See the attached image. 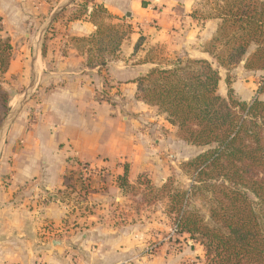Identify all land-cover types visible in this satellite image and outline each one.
<instances>
[{
    "label": "crops",
    "instance_id": "0c3cea01",
    "mask_svg": "<svg viewBox=\"0 0 264 264\" xmlns=\"http://www.w3.org/2000/svg\"><path fill=\"white\" fill-rule=\"evenodd\" d=\"M84 1L88 11L82 13ZM199 1L0 0L1 34L9 36L14 47L5 75L19 76L26 83L25 60H42L46 81L37 104L39 121L27 128L28 112L23 111L9 131L6 151L12 157L11 183L1 197L6 195L11 200L23 186L47 194L42 195L44 198L39 195L37 203L32 201L24 216H4L7 207L5 211L0 209L1 234L14 236L17 244H24L11 253L1 246L0 264H37L39 258L44 262L38 264H122L126 259L128 242L133 238L128 232L100 225L95 214L69 215L57 198L66 189L67 173L78 163L87 162L96 170L89 182L90 203L107 200L113 191H120L117 177L124 172L122 161L130 162L131 171L150 167L146 159L149 155L129 152L135 147L129 132L139 121L152 120V116L168 121L156 107L136 97L135 79L155 65L151 60H173L179 55L151 57L158 44L185 50L184 54L193 58L210 59L204 50L219 20L195 12ZM95 4L103 5L115 21L132 26L116 57L102 71L86 67L87 53L74 40L96 30L89 15ZM141 37L143 41L136 49ZM44 42L46 56L42 54ZM104 82L109 101L97 97ZM102 165L112 167L115 174L108 178L100 173L102 168L98 167ZM41 235L45 236L40 237L43 243L36 246ZM47 236L51 243H46ZM71 254L78 255L76 261Z\"/></svg>",
    "mask_w": 264,
    "mask_h": 264
},
{
    "label": "trees",
    "instance_id": "16d2710c",
    "mask_svg": "<svg viewBox=\"0 0 264 264\" xmlns=\"http://www.w3.org/2000/svg\"><path fill=\"white\" fill-rule=\"evenodd\" d=\"M217 4L218 15H205L219 20L204 50L210 59L186 55L151 60L155 65L135 79L139 100L156 107L185 141L207 147L182 163L190 183L182 187L170 176L158 187L145 174L133 183L127 165L117 183L124 192H138L145 185V196L166 199L179 231L203 246L204 264H264V99L240 98L230 74L227 95L219 91V68L230 71L243 63L248 71H264V0H218ZM81 7L82 13L88 11L87 1ZM89 15L96 30L74 40L87 53L86 67L102 71L116 57L132 26L113 22L115 17L101 4H95ZM1 21L0 16L2 76L9 70L14 47L11 38L1 34ZM142 41L141 37L136 49ZM46 53L44 42L43 56ZM259 92H264V76ZM10 101V92L0 83V128ZM70 173L65 180L76 177ZM80 184V191L86 193L88 184ZM196 199L205 204L207 213L195 204Z\"/></svg>",
    "mask_w": 264,
    "mask_h": 264
},
{
    "label": "rangeland",
    "instance_id": "374dc122",
    "mask_svg": "<svg viewBox=\"0 0 264 264\" xmlns=\"http://www.w3.org/2000/svg\"><path fill=\"white\" fill-rule=\"evenodd\" d=\"M217 1L200 0L196 4L197 9L195 12H199L204 16L212 12L218 15ZM112 21L117 22L115 20ZM206 46H208V43ZM185 52V50L176 51V49H168L167 44H158L154 47L150 56L157 58L161 56L175 58L179 54L178 56L185 57ZM210 61L214 62V60ZM47 64L50 66L51 62L47 61ZM25 66L26 83H23L19 79V76L13 75L9 77L5 74L0 75V83L11 94V109L2 122L1 128L6 120L9 123L3 131L0 140V209L5 211L7 207L4 216L8 217L24 216L28 208L32 206V201H36L37 203V199L40 198L39 195L47 197L46 193H41L39 190H26L24 188L25 186L16 190L11 200H8V196L6 195L5 198L1 197V194L7 191L6 189L11 183L12 157L10 158L6 151L7 144L9 143V131L12 124L23 111L28 112L27 128H32L33 124L39 121L37 104L41 98L42 86L46 84V81L43 79L44 76L42 75L44 70V62L42 60L40 62L37 60H25ZM219 71L222 78L219 91L222 95H227L228 86L226 77L230 74L233 79L235 92L240 98L244 100H251L254 97L264 99V92H259L264 71H248L244 68L243 63L234 66L230 71L224 68H219ZM98 90V99L109 101L110 93L106 83ZM152 118V120L149 118L139 121L136 127H131L132 131L128 135L129 140L135 141V147L131 148V150L129 149V152L131 151L130 153L132 155L135 152L140 155H149L150 157L148 156L149 158L146 159L150 167L146 171H141L139 170L140 168L131 171L130 162L124 160L121 163L123 171L125 165H127L129 174L132 176L131 182L133 183L140 174H145L154 185L160 187L170 176H174L177 183L185 187L190 183V179L183 173L181 168L182 163L195 157L207 147L204 148L190 144L179 135L177 127L160 120V118H155V116H152ZM98 168H102L106 176L108 175V178L115 174L110 166L102 165ZM71 171L75 172L74 170H70L67 176L71 175ZM100 173L103 174V172ZM91 177L86 183L88 184L86 193L85 191H80L81 184L76 180L78 177L65 180V184H69L73 188L65 189V194L60 192V197L57 199H60L65 205L69 215L79 217L95 214L100 225L104 224L111 228L128 232L133 238L131 240L132 242H128L129 246L126 251V259L122 264H204L205 251L203 246L191 239L189 234H184L179 231L173 217L174 215L168 212L166 199L154 198L153 195L145 196L146 186L143 185L141 186L142 190L138 192L132 190L124 192L120 188V191H113L107 200H95L98 203L96 205V203H90L87 198ZM97 177L99 179V175ZM195 204L203 212L207 213V207L201 200L196 199ZM73 218L71 220L72 223H74ZM0 230H2L1 227ZM3 232L5 233V231ZM60 235L65 234L60 233ZM40 237L44 238L45 236H37L36 246L42 245L43 243ZM58 237L57 235L55 236V238ZM46 238V243H51L48 236ZM50 238H53V235ZM1 246L6 248L5 250L8 253H11L17 247L23 248L24 244H17L14 236L1 234L0 232ZM38 256H41L40 252ZM77 257V254H71L73 261H76L75 259ZM39 262L44 261L41 258L36 259V263L38 264ZM10 264H21V262H11Z\"/></svg>",
    "mask_w": 264,
    "mask_h": 264
},
{
    "label": "built area",
    "instance_id": "2783aa9c",
    "mask_svg": "<svg viewBox=\"0 0 264 264\" xmlns=\"http://www.w3.org/2000/svg\"><path fill=\"white\" fill-rule=\"evenodd\" d=\"M75 176H78L79 182H84L85 184L88 182L91 174L96 171L93 166L88 163H78L76 169L74 170ZM101 172L105 173L102 169Z\"/></svg>",
    "mask_w": 264,
    "mask_h": 264
},
{
    "label": "water",
    "instance_id": "95a60500",
    "mask_svg": "<svg viewBox=\"0 0 264 264\" xmlns=\"http://www.w3.org/2000/svg\"><path fill=\"white\" fill-rule=\"evenodd\" d=\"M15 114H16V113H15ZM8 123H9L8 120H6V121L4 122L2 128L0 129V140H1V138H2L3 131H4L5 128L7 127Z\"/></svg>",
    "mask_w": 264,
    "mask_h": 264
},
{
    "label": "bare ground",
    "instance_id": "6f19581e",
    "mask_svg": "<svg viewBox=\"0 0 264 264\" xmlns=\"http://www.w3.org/2000/svg\"><path fill=\"white\" fill-rule=\"evenodd\" d=\"M40 62V61H39ZM40 65V64H39Z\"/></svg>",
    "mask_w": 264,
    "mask_h": 264
}]
</instances>
